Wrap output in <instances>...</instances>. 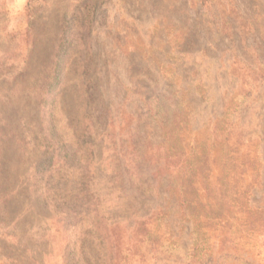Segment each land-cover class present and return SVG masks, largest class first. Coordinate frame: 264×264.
I'll list each match as a JSON object with an SVG mask.
<instances>
[{
  "label": "rangeland",
  "instance_id": "rangeland-1",
  "mask_svg": "<svg viewBox=\"0 0 264 264\" xmlns=\"http://www.w3.org/2000/svg\"><path fill=\"white\" fill-rule=\"evenodd\" d=\"M0 264H264V0H0Z\"/></svg>",
  "mask_w": 264,
  "mask_h": 264
},
{
  "label": "trees",
  "instance_id": "trees-1",
  "mask_svg": "<svg viewBox=\"0 0 264 264\" xmlns=\"http://www.w3.org/2000/svg\"><path fill=\"white\" fill-rule=\"evenodd\" d=\"M188 167H191L192 166V170H194V168H195V165H194V163L193 162H190V163H188V165H187ZM187 166H185V167H187Z\"/></svg>",
  "mask_w": 264,
  "mask_h": 264
}]
</instances>
